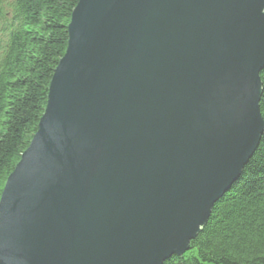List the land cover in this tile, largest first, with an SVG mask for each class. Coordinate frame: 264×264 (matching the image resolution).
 <instances>
[{
    "label": "water",
    "instance_id": "1",
    "mask_svg": "<svg viewBox=\"0 0 264 264\" xmlns=\"http://www.w3.org/2000/svg\"><path fill=\"white\" fill-rule=\"evenodd\" d=\"M264 0H78L0 193V264L181 256L264 132Z\"/></svg>",
    "mask_w": 264,
    "mask_h": 264
},
{
    "label": "trees",
    "instance_id": "2",
    "mask_svg": "<svg viewBox=\"0 0 264 264\" xmlns=\"http://www.w3.org/2000/svg\"><path fill=\"white\" fill-rule=\"evenodd\" d=\"M78 0H0V193L42 115ZM260 113L264 121V66ZM181 256L162 264H264V132Z\"/></svg>",
    "mask_w": 264,
    "mask_h": 264
}]
</instances>
